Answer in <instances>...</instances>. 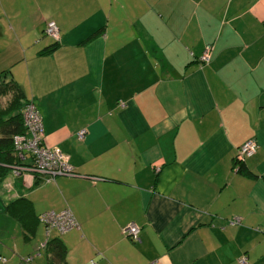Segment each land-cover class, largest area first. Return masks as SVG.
Here are the masks:
<instances>
[{
	"label": "crops",
	"instance_id": "obj_1",
	"mask_svg": "<svg viewBox=\"0 0 264 264\" xmlns=\"http://www.w3.org/2000/svg\"><path fill=\"white\" fill-rule=\"evenodd\" d=\"M2 72L76 174L5 177L0 264H49L24 261L46 228L23 233L7 208L21 198L71 212L75 228L49 233L66 264H264V0H0Z\"/></svg>",
	"mask_w": 264,
	"mask_h": 264
},
{
	"label": "trees",
	"instance_id": "obj_2",
	"mask_svg": "<svg viewBox=\"0 0 264 264\" xmlns=\"http://www.w3.org/2000/svg\"><path fill=\"white\" fill-rule=\"evenodd\" d=\"M56 45H58V40H55L54 45L48 47L44 53L53 51L56 48ZM205 51L210 53L211 58V48L207 47L204 52ZM203 53L201 54L199 61L201 64H207L208 62L205 63L201 61ZM29 104L34 106V109L38 112L42 121L40 111L33 100L27 99L22 87L15 80L6 79L5 72H2V74H0V183L11 171L18 175L26 171L33 176V179L36 182H39L40 178H43L44 180H49L50 178L48 174H42L37 171V155L31 150L25 149L24 147L20 149L15 143L17 137L27 138L30 133L29 126L27 124L26 118L24 117V110ZM41 123L43 136H45L43 121ZM40 146H47L44 141V137L41 139ZM234 165L237 166L238 171H242V168L244 167V161L239 162L237 161V157H235ZM71 167L75 175L76 170L72 165ZM21 204H24L23 208L26 209L30 204V201L25 198L16 199L11 201L7 208L8 212L20 221L23 228V233L28 237L33 233V223L35 221L40 222V215L42 213L34 216L30 215V213L26 210L20 211L18 206H21ZM43 225L46 228L45 238L43 242L39 244L33 254L25 257L26 260H28L27 262L30 263L33 259V256H37L41 251L47 250L48 255L50 256L49 264H66L65 256L67 250L65 245L57 238L50 239L49 233L51 229L49 230V227L45 223H43ZM42 244H44V247H41Z\"/></svg>",
	"mask_w": 264,
	"mask_h": 264
},
{
	"label": "built area",
	"instance_id": "obj_3",
	"mask_svg": "<svg viewBox=\"0 0 264 264\" xmlns=\"http://www.w3.org/2000/svg\"><path fill=\"white\" fill-rule=\"evenodd\" d=\"M45 34L55 40L60 38L59 29L54 21H49L47 23ZM209 59L210 53L205 51L201 57V61L207 63ZM24 117L26 118L30 133L27 138L17 137L15 143L20 149L24 147L37 155V171L42 174H48L50 176L49 180L60 175L74 176L73 169L69 163V157L66 154L54 147L40 146L41 139L44 137L42 121L32 104H29L24 110ZM81 136H83V132L80 133V137ZM256 150L257 143L254 140L245 142L238 150L236 156L237 161L243 162L246 157L253 155ZM40 222L45 223L49 227V230L56 229L60 232H67L77 225L69 210H63L61 212H44L40 215ZM229 223L238 224L240 220L239 218H234L230 220ZM139 231L140 229L138 226L131 224L123 230V234L134 241H138ZM41 247H44V244H42ZM1 260L5 261L3 258ZM238 264H250V262L246 256H242L239 258Z\"/></svg>",
	"mask_w": 264,
	"mask_h": 264
},
{
	"label": "rangeland",
	"instance_id": "obj_4",
	"mask_svg": "<svg viewBox=\"0 0 264 264\" xmlns=\"http://www.w3.org/2000/svg\"><path fill=\"white\" fill-rule=\"evenodd\" d=\"M6 99H7V98H6ZM6 99H5V100H6ZM5 100H4V101H5ZM4 101H3V102H4Z\"/></svg>",
	"mask_w": 264,
	"mask_h": 264
}]
</instances>
